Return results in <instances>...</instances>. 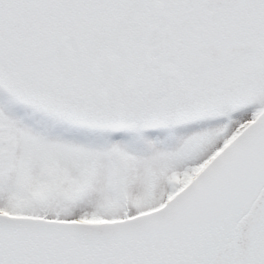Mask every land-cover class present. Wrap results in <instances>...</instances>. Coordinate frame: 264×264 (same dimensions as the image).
Instances as JSON below:
<instances>
[{"label": "snow or ice", "instance_id": "6c2138e0", "mask_svg": "<svg viewBox=\"0 0 264 264\" xmlns=\"http://www.w3.org/2000/svg\"><path fill=\"white\" fill-rule=\"evenodd\" d=\"M0 264H264V0H0Z\"/></svg>", "mask_w": 264, "mask_h": 264}]
</instances>
